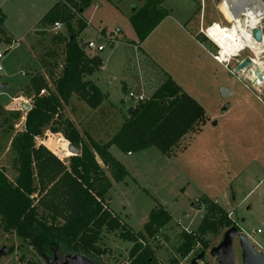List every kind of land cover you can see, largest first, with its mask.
I'll use <instances>...</instances> for the list:
<instances>
[{
    "label": "rangeland",
    "instance_id": "obj_1",
    "mask_svg": "<svg viewBox=\"0 0 264 264\" xmlns=\"http://www.w3.org/2000/svg\"><path fill=\"white\" fill-rule=\"evenodd\" d=\"M42 1L46 0H0V12L5 15L2 25L10 29L15 37L23 36L36 26L38 31L31 32L21 43L30 47L38 61L53 58L48 53L55 49L54 62L60 65L63 45L59 44L58 48L50 46L49 35L56 33L48 29L49 25L40 22ZM227 1L163 0L161 6L167 10L169 17L166 15L141 42L128 18L133 7L141 6L145 0H92L73 20L75 22L78 16H82L88 25L104 28L108 32L120 28L117 36L122 43L115 45L114 49L106 46L101 52L107 59L104 61L106 75L112 78L106 81L100 76L101 89L108 92L111 98L113 116L105 121L99 118L93 121L97 134L102 128L112 129L117 120L120 122L121 114L127 115L128 109L138 102L140 93L149 97L153 84L162 76L175 78L183 91L191 95L207 115L200 131L191 136L184 147H176L175 152L168 156L154 146L131 155L114 145L109 149L112 156L122 159L130 173L123 180L112 183L108 194L112 198V211L134 232L142 230L150 210L157 204L171 215L170 223L148 239L156 261L162 264H187L192 258V254L182 258L176 253L179 233L198 227L204 214L205 199L215 200L232 219L231 226H237L240 232L251 238L257 250L264 252V81L256 80L260 84L263 82L260 88L253 85L252 69L233 73V68L244 56L264 61V50L255 53L244 48L228 62L218 63L209 54H218V32L211 38L212 42L198 31V26L201 28L202 24L203 30L214 23L228 27L234 25ZM258 20L257 26L264 30V15ZM176 24L183 25L198 45L191 42ZM9 44L12 41L0 33V50L5 52L0 58L3 66L1 79L5 82L8 76L12 84L9 87L7 82V87L0 94V167L10 180L17 174L14 167L16 152L11 140L23 129L24 106L30 105L32 94L25 90L28 83L22 88L18 86L26 75L28 79L36 74L43 75V70L26 65L23 49L14 45L9 50ZM22 68L25 76L21 73ZM43 77L48 81L46 76ZM122 79L126 81L124 89ZM140 81L143 83L142 90ZM220 86L228 87L231 95L223 98L219 94ZM129 92H133L134 96L130 97ZM8 94L19 99H13ZM70 104L78 102L71 100ZM225 104L228 107L223 110ZM81 127H87L85 122ZM41 134L36 138L37 145H48L61 161L67 163L72 153L64 146L61 151L66 153V157L59 151L62 134L47 127ZM227 228L216 235H206L210 239L205 249L207 264H217L208 249L222 240L223 231ZM101 239L100 244L105 250L100 255L101 262L125 264L133 243L120 238L118 231L104 233ZM2 246L7 247L8 252L0 255V264H26L30 261L45 264L30 242L21 241L0 228V248ZM233 247L235 264H241L236 242Z\"/></svg>",
    "mask_w": 264,
    "mask_h": 264
},
{
    "label": "trees",
    "instance_id": "obj_2",
    "mask_svg": "<svg viewBox=\"0 0 264 264\" xmlns=\"http://www.w3.org/2000/svg\"><path fill=\"white\" fill-rule=\"evenodd\" d=\"M64 1L55 2L41 18L49 26L54 21L63 23L66 33L53 35L50 41L63 45V58L60 67L55 60L42 58L40 61L43 66L50 65L51 70L59 68V72L51 75L53 86L39 74L31 76L25 86L26 92H32L30 107L24 112L22 131L11 140L16 152L15 178L9 180L0 167V228L21 241L30 242L48 264H54V256L63 257L68 253L84 254L94 263L104 264L100 258L105 251L100 244L102 235L117 231L120 238L133 243L125 264H157L148 239L170 223L171 215L157 204L150 210L142 230L134 232L112 211L107 203L112 186L110 179L123 180L128 172L108 149L114 145L133 153L154 146L168 156L200 131L207 115L191 95L167 76L149 98L137 102L128 111L129 115L120 124L115 122L112 129L102 128L97 134L94 120H107L113 116V110L97 85L85 79L102 62L98 54H86L78 39L86 28V21L78 16L74 22L76 14L71 10L80 15L92 0ZM162 1L145 0L141 6L133 7L128 20L140 42L168 15L161 6ZM3 20L0 12V33L5 34ZM7 40L10 39L7 37ZM48 54L55 55L54 51ZM43 88L46 91L41 95ZM72 95L83 106L98 109L92 114V111L80 110L79 120L87 127L79 130L71 116L65 117L61 111L70 103ZM45 127L78 145L80 154H71L65 163L47 147L37 145L36 138ZM204 201L205 210L198 227L179 233L176 253L182 258L206 249L210 243L208 233L216 235L233 224L216 201Z\"/></svg>",
    "mask_w": 264,
    "mask_h": 264
},
{
    "label": "crops",
    "instance_id": "obj_3",
    "mask_svg": "<svg viewBox=\"0 0 264 264\" xmlns=\"http://www.w3.org/2000/svg\"><path fill=\"white\" fill-rule=\"evenodd\" d=\"M55 2H57V0H55L54 2H52V0L50 1V0H46V1H42L41 3H40V6L41 7H43L42 9H41V14H40V22H41V18H42V16L44 15V13L46 12V10L50 7V6H52ZM226 13L228 14V12H227V9H226ZM3 14V13H2ZM4 15V14H3ZM229 15V14H228ZM5 16V15H4ZM166 17H169V15H167ZM166 17H164V18H166ZM229 18L231 19V17L229 16ZM37 20V19H36ZM164 20V19H163ZM232 20V19H231ZM161 22V21H160ZM177 25V27L182 31H184L188 36H189V38H190V40H191V42H194L195 43V45H198L197 44V42H195L192 38H194V37H190V33L186 30V28L183 26V25H179V24H176ZM223 26H226V25H220V24H216V23H214V25H212L211 26V28L209 29V31H208V35H209V37L210 38H212L213 36H214V34L216 33V32H218L219 31V29L221 28V27H223ZM2 27H3V29H4V31H5V35L10 39L9 41H12V44H9L8 45V47H9V50L11 49V47L12 46H14V45H17V46H20L19 48H22L23 49V54L25 55V57H26V61H25V64L26 65H29V66H31V67H40V69H42L43 70V72L41 73V74H43L44 76H46V78H47V80H48V83H49V85H51V86H53V81H52V74L54 73V74H56L57 72H59V68H54V69H52L51 70V66L50 65H47V66H43V64H41L40 63V61H38V60H36V58H34L33 57V54H32V52H31V49H30V47H27V46H25V45H23L22 43H21V41L24 39V37H26L27 35H29L31 32H34V31H38V30H36V29H38L36 26L34 27V26H32L31 28H30V30H28V31H26L25 33H24V35L23 36H20V37H15L14 36V34L11 32V30L10 29H7V27L5 28L3 25H2ZM203 27V24H202V26H201V28ZM42 28V30H44L45 29V31H47V29L46 28H43V27H41ZM50 28V26H48V29ZM201 28H199V26H198V31H199V33H200V30H201ZM65 28L63 27V29L61 28L60 29V31H59V33H62V34H65ZM211 31V32H210ZM47 32H49V31H47ZM96 32H100V33H102V34H108V33H110V32H108L106 29H104V28H97V27H92V26H90V24L88 25V21H86V28H84L83 29V31H81V33L79 34V36H78V39H79V41H80V43H81V45L83 44V42L85 41V40H87V39H89V38H93L95 35H96ZM59 33H56V34H53V33H50V35H49V33L48 34H44V35H49V37H50V41L51 40H53V39H51V38H53V35H58ZM218 37V36H217ZM213 39V38H212ZM120 43H122V41L121 40H119L118 39V36H117V41L116 42H113L112 43V45H108V46H111L113 49L115 48V45H117V44H120ZM125 43V42H124ZM59 44H61V43H59ZM59 44H57V43H55L54 41L53 42H50V46L52 47V48H54V47H56V48H58V46H59ZM55 49H52L51 50V52L52 51H54ZM103 51V50H102ZM102 51H99V52H97L96 54H98L99 55V57H100V59H101V62H102V66L97 70V71H95L93 74H91V75H89V76H87V77H85V79H88V80H91L95 85H97V87L99 88V90L101 91V93L102 94H104L106 97H107V100H108V102H109V104L112 106V102H111V98L109 97V94H108V92H106V91H104V90H102L101 89V80H100V76H102V78H103V80H106V81H109V80H112V78L111 77H109L108 75H106V72H107V65L105 64V62L104 61H106L107 59H106V57H104V56H102V54H101V52ZM48 60L51 62V61H53L54 60V56H53V58H48ZM25 65V66H26ZM124 65V64H123ZM59 67H60V65H59ZM24 68V67H23ZM21 69V73L25 76L26 75V73H25V71H24V69ZM54 70V71H53ZM103 73V74H102ZM167 74V73H166ZM6 76V75H5ZM169 76V75H168ZM1 74H0V80H1V82H4L2 79H1ZM166 77L167 76H162V77H160L161 79H158V81H156V83L155 84H153V88H152V90H151V93L149 94V95H151L165 80H166ZM169 77H171V78H173L171 75L169 76ZM31 78V77H30ZM29 78V79H30ZM29 79H28V76L26 75V77H25V79L22 81L23 83L22 84H20V86H18V88H22L23 86H25V84H27L28 83V81H29ZM162 79H165L163 82H160V81H162ZM174 79V81L176 82V79L175 78H173ZM5 80V87L4 88H6L7 87V82H9V80H8V76H6V78L4 79ZM122 81V83H123V85H122V88L124 89L125 87H126V81L125 80H121ZM10 84H9V87H11L12 86V84H11V82H9ZM140 83V86H141V90H142V88H143V83L140 81L139 82ZM159 83H161V84H159ZM177 83V82H176ZM178 84V83H177ZM179 85V84H178ZM180 86V85H179ZM3 88V89H4ZM180 88H181V86H180ZM15 89H17V88H15ZM182 89V88H181ZM183 90V89H182ZM185 91V90H184ZM10 92V91H9ZM186 92V91H185ZM3 93V90H2V92L0 93V94H2ZM12 93V92H11ZM130 93V92H129ZM7 94V93H6ZM9 96H10V94H8ZM139 95H141V96H143L144 98H149V97H146V96H144L142 93H140ZM8 97V96H7ZM10 97H12L13 99H19V97H15V96H10ZM72 99L71 100H75V101H77L78 102V104H73V105H71L70 103H71V101H70V103L68 104V105H65L62 109H61V111H63L64 112V116L66 117V116H71V118H72V120L75 122V124H76V128L79 130L80 129V127H81V121L79 120L80 119V116H79V114H80V110L81 109H84V111H88V112H91V114L93 113V112H96L98 109H96V110H92V109H90L89 107H86V106H83V103L81 102V100L79 99V98H77L75 95H72V97H71ZM30 106V105H29ZM135 106V105H134ZM25 107V106H24ZM130 109H132V108H129L128 109V111L130 110ZM121 115H123L122 116V119L124 118V117H127L129 114H128V112H127V115H125V114H121ZM122 119L120 120V121H122ZM117 122V124H120V122L117 120L116 121ZM199 132V131H198ZM197 132V133H198ZM196 134V133H195ZM70 142L68 141V140H66L64 137H63V135H62V144L60 145V152L64 155V157H66V153L62 150L61 151V149H62V147L64 146V149L65 150H68L67 149V147H68V144H69ZM46 144V143H45ZM47 148L49 149V150H51V152H54V154H56L55 153V151H53L52 149H50L49 147H48V145H47ZM109 149H110V147H109ZM108 149V150H109ZM110 153H111V150H110ZM127 155H131L132 153H130V152H128V153H126ZM116 156V155H115ZM114 157V156H113ZM59 158V157H58ZM61 158V157H60ZM114 158H116V157H114ZM117 160H119L123 165H124V167H125V164H124V162L122 161V159L120 158V157H118L117 156ZM126 169H127V167H126ZM106 174H107V176L110 178V175H109V172L106 170ZM130 174V173H129ZM128 174V175H129ZM110 181H111V185L113 186V180L112 179H110ZM112 186H111V188H112ZM110 188V189H111ZM109 192H110V190H109ZM109 192H108V194H109ZM112 200V198H110V197H107V202L109 203V207H110V201ZM215 201V200H214ZM111 208V207H110ZM15 236V235H14Z\"/></svg>",
    "mask_w": 264,
    "mask_h": 264
},
{
    "label": "water",
    "instance_id": "obj_4",
    "mask_svg": "<svg viewBox=\"0 0 264 264\" xmlns=\"http://www.w3.org/2000/svg\"><path fill=\"white\" fill-rule=\"evenodd\" d=\"M261 7V15H264V3L262 0H255ZM252 38L256 41L264 40V30L261 29L260 26H254L252 31ZM244 69H252L253 76V85L257 88H260L263 82L258 83L256 80L264 81V74L262 73V69L260 66L255 64V59L244 56L239 62H237L236 66L233 68V73L237 74ZM5 87V83L0 80V93ZM219 94L223 98H227L231 95V90L228 87L220 86ZM30 106L26 105L25 110ZM228 107L227 104L223 106V110ZM68 151H70L74 155L80 154V149L78 145L69 143L67 147ZM222 240L215 246H212L209 249V253L215 258L217 264H235V255L234 252V242H236L237 247L240 252V263L241 264H264V252L261 250H257L254 246L251 238L243 233L242 231H238L236 226H230L223 231ZM8 252L7 247L2 246L0 248V255ZM205 250H200L197 255L192 257L187 264H199V262L205 261ZM54 264H96L89 257H86L84 254L78 253H68L63 257L54 256Z\"/></svg>",
    "mask_w": 264,
    "mask_h": 264
},
{
    "label": "bare ground",
    "instance_id": "obj_5",
    "mask_svg": "<svg viewBox=\"0 0 264 264\" xmlns=\"http://www.w3.org/2000/svg\"><path fill=\"white\" fill-rule=\"evenodd\" d=\"M226 4L234 18V25L232 27L223 26L218 31L217 41L220 46L218 58L223 62L229 61L230 57L236 56L237 52L244 48L255 53H259L261 49L264 50V40H253L251 33L253 27L258 25L260 5L255 0H228ZM244 13L245 15H242ZM255 64L260 66L264 73V61L256 59Z\"/></svg>",
    "mask_w": 264,
    "mask_h": 264
},
{
    "label": "built area",
    "instance_id": "obj_6",
    "mask_svg": "<svg viewBox=\"0 0 264 264\" xmlns=\"http://www.w3.org/2000/svg\"><path fill=\"white\" fill-rule=\"evenodd\" d=\"M65 2L64 0H57V2ZM73 13L78 14L75 10L71 9ZM62 22L59 21H54L51 25L50 28L54 33H58L62 27ZM209 29V28H208ZM208 29L203 30L201 28V32H203L209 39V35H208ZM120 31V28H115L114 31L108 33V34H102L100 32H96V35L93 38H89L87 40H85L83 42V48L86 50V54L88 56H94L97 52L102 51L105 49L106 46L108 45H112L113 42L117 41V32ZM211 40V39H210ZM4 51L0 50V58H2L4 56ZM209 54L211 55V57L213 59H215L218 63H224L222 60H220L218 58V55H213L211 52H209ZM228 62V61H226ZM3 69V66L0 64V71ZM46 90L43 88V90L40 91V94L42 95ZM130 97L134 96L133 92H130L128 94ZM144 97L141 95H138V102L143 100ZM157 264H162L160 262H158Z\"/></svg>",
    "mask_w": 264,
    "mask_h": 264
},
{
    "label": "flooded vegetation",
    "instance_id": "obj_7",
    "mask_svg": "<svg viewBox=\"0 0 264 264\" xmlns=\"http://www.w3.org/2000/svg\"><path fill=\"white\" fill-rule=\"evenodd\" d=\"M237 227V226H236ZM237 229H238V231H239V228L237 227ZM212 247V246H211ZM210 247V248H211ZM209 248V249H210ZM209 249H208V253H209ZM205 250V249H204ZM40 254V253H39ZM210 254V253H209ZM41 255V254H40ZM195 255H197V253L196 254H194L192 257H194ZM211 255V254H210ZM212 256V255H211ZM213 257V256H212ZM41 258H43V260H44V262H45V264H48V262H47V260H46V258H44L42 255H41ZM214 258V257H213ZM191 259V258H190ZM215 259V258H214ZM203 264H207V262H203Z\"/></svg>",
    "mask_w": 264,
    "mask_h": 264
}]
</instances>
